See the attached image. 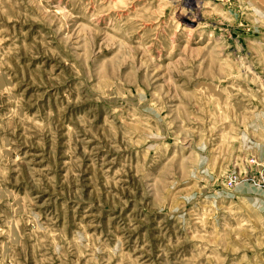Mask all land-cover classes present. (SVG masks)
I'll use <instances>...</instances> for the list:
<instances>
[{"label": "rangeland", "instance_id": "obj_1", "mask_svg": "<svg viewBox=\"0 0 264 264\" xmlns=\"http://www.w3.org/2000/svg\"><path fill=\"white\" fill-rule=\"evenodd\" d=\"M0 264H264V0H0Z\"/></svg>", "mask_w": 264, "mask_h": 264}, {"label": "bare ground", "instance_id": "obj_2", "mask_svg": "<svg viewBox=\"0 0 264 264\" xmlns=\"http://www.w3.org/2000/svg\"><path fill=\"white\" fill-rule=\"evenodd\" d=\"M190 2V1H189Z\"/></svg>", "mask_w": 264, "mask_h": 264}]
</instances>
